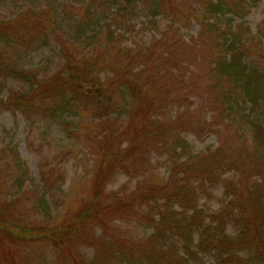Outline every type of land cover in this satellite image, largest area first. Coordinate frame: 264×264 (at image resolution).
Returning a JSON list of instances; mask_svg holds the SVG:
<instances>
[{
	"label": "trees",
	"instance_id": "obj_1",
	"mask_svg": "<svg viewBox=\"0 0 264 264\" xmlns=\"http://www.w3.org/2000/svg\"><path fill=\"white\" fill-rule=\"evenodd\" d=\"M247 1L48 0L55 6L48 29L66 66L80 62L88 75L93 70L108 73L99 81L107 103L89 117L82 112L81 81L63 77L61 71L42 77L8 59L11 41L24 38L20 27L37 29L43 38L49 35L41 18L29 11L0 21V78L24 84L0 100V109L19 112L29 122H54L95 155L87 197L57 220L48 215L50 194L62 175L52 164H42L38 194L36 183L28 184L30 175L19 154L11 148L8 160L1 150L0 264H33L43 246L61 264H264V68L247 59L252 42L260 43L262 35L261 30L252 35L245 26ZM194 5L203 7V33L211 35L217 48L212 63L215 104L229 118L241 111L251 128L252 150L245 143L231 147L223 142L195 154L182 137L194 121L166 116L189 97L182 95L186 51L196 44L185 42L176 25L184 9L194 10ZM141 12L150 23L168 14L171 26L145 46H124L122 30L130 29ZM236 19L242 21L236 24ZM63 28L73 35L64 38L59 33ZM154 151L168 153L166 179L146 177ZM120 173L141 178L133 190L108 191ZM220 183L225 203L210 213L200 201ZM8 189L18 193L10 195ZM34 213L42 220L34 219ZM118 221L153 231L136 237ZM86 249H92L91 258Z\"/></svg>",
	"mask_w": 264,
	"mask_h": 264
},
{
	"label": "rangeland",
	"instance_id": "obj_2",
	"mask_svg": "<svg viewBox=\"0 0 264 264\" xmlns=\"http://www.w3.org/2000/svg\"><path fill=\"white\" fill-rule=\"evenodd\" d=\"M247 2L249 8L244 18L245 26L250 28L252 35H255L258 30H261L262 35L260 43L252 40V49L248 50L249 57L247 59L249 63L258 64L264 68V0L257 2L248 0ZM46 6H50L49 10L43 13L42 9ZM53 7L55 6H51L48 0H0L1 22L14 20L21 13L33 11L44 22V27H47L44 33L49 34H47L48 36L44 35L43 38L42 34L38 35L39 30L37 29V31L22 30L23 28L20 27V34L24 38L20 40L15 38L11 41L6 50L8 59L14 62L19 69L35 71L42 77L61 71L64 74L63 77L81 81V87L85 89L82 95V112L89 117L102 110L104 104L107 103V99L102 98L99 90V81L107 77L108 73L99 74L92 69L93 71L88 75L81 68L82 63L80 62L72 61L73 64L66 66L67 63L65 64L60 54L57 39L48 29L52 12H54ZM203 11V7L199 5H194V10L191 11L185 8L183 16H180L182 20H177L176 26L181 25L180 34L183 40L197 46H191L193 48H187L186 51L188 68L185 71L188 76L185 78L187 82L182 95L189 97L179 109L177 107L170 108L166 116H178L183 120L194 121L193 127L183 133L182 137L195 154L208 149H216L223 142L231 147H239L241 143H245L252 150L251 128L248 126L246 118L241 115V111L236 110L229 118L225 109L221 108L219 104H215L218 91L213 90V85L217 77L213 72L212 63L216 59L217 48L211 41V35L209 37V34L204 35L203 33L201 22ZM190 12H194L197 18L191 17ZM167 16L168 14L159 16L157 23H150L147 13H139L133 26L130 29L122 30L123 45L127 47L145 46L154 39L160 38L171 26V19ZM241 21V19H236L235 23L239 24ZM59 33L66 39L73 35L72 31L70 32L67 28H63ZM200 34H203L202 38ZM34 39H36L35 43H31ZM37 41H42V43ZM93 67L91 64L88 68ZM23 88L24 84L19 80L0 78V100L5 99L11 90H22ZM243 130L245 138H242L241 135ZM11 148L19 154L25 163L30 175L28 184L36 183L38 194L42 192L40 189L42 183L39 180V169L42 164H52L54 169L62 175L61 182L50 194L51 208L48 215L61 220L65 211L77 208L80 201L87 197L95 155L84 145L67 138L66 133L60 129L58 124L44 120L29 122L19 112L0 109V159L4 156L1 150H5L7 155L4 157L11 160L9 156ZM92 150L94 149L92 148ZM169 161L167 152L154 151L150 155V165L146 177L160 180L168 178L170 174ZM228 177L230 174L224 176V178ZM140 178L120 173L108 184L107 189L108 191L133 190ZM10 186L12 187L11 183ZM7 193L17 194L18 189H8ZM200 203L202 208L210 213L221 209L225 203L223 183L202 195ZM35 214L34 219L42 220L41 215ZM116 224L136 237L148 236L153 231V229L143 227L134 221H118ZM230 231L233 233L234 230L230 229ZM84 253L87 258L93 256L92 249H86ZM35 257L37 258H34L33 264H61L55 259V255L48 246H43Z\"/></svg>",
	"mask_w": 264,
	"mask_h": 264
}]
</instances>
